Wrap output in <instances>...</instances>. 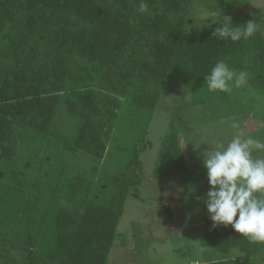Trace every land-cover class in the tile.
I'll return each instance as SVG.
<instances>
[{
    "label": "trees",
    "instance_id": "1",
    "mask_svg": "<svg viewBox=\"0 0 264 264\" xmlns=\"http://www.w3.org/2000/svg\"><path fill=\"white\" fill-rule=\"evenodd\" d=\"M191 2L147 0L148 12L140 14L139 0H0V157L15 151L23 132L49 135L64 112L80 119L69 149L102 159L126 104L152 111L165 89L189 94L181 107L227 98L228 93H209L204 79L221 59L237 72L246 71L247 82L264 93V30L248 40H222L214 34L219 19L182 32ZM252 19L264 21V11L231 23L242 26ZM145 147L143 141L134 145L129 171L108 202L87 199L72 215L31 220V230L20 232L18 242L0 232V261L108 264L122 198L127 186L139 183V152ZM187 170L171 121L152 177L161 180ZM204 191L203 198L208 184ZM162 210L171 216L168 205ZM201 233L215 252L228 256L200 264H264L252 261L264 244L250 243L231 226L220 230L207 221Z\"/></svg>",
    "mask_w": 264,
    "mask_h": 264
},
{
    "label": "rangeland",
    "instance_id": "2",
    "mask_svg": "<svg viewBox=\"0 0 264 264\" xmlns=\"http://www.w3.org/2000/svg\"><path fill=\"white\" fill-rule=\"evenodd\" d=\"M256 11H264V0H192L190 21L181 30L204 28L219 20L220 14L224 20H232ZM187 95L179 89H165L152 111L124 105L102 159L69 149L79 126L77 116L62 112L49 135L28 137L31 132H23L15 151L0 157V232L18 242L20 232L31 230V220L51 222L59 212L72 215L87 199L108 202L129 171L134 145L143 141L146 147L139 152V183L127 186L122 198L108 264H191L197 256L200 263L227 257L215 252L201 233L205 222L212 223L202 205L208 184L203 153L211 151V145L231 139L233 130L227 125L233 119L247 135L264 139V93L247 82L225 99L181 107V102L189 100ZM171 121L188 170L155 180L152 171ZM253 155L264 157V152ZM163 205L169 206L171 216L162 210ZM10 251L17 257L14 248ZM252 261L264 262V251Z\"/></svg>",
    "mask_w": 264,
    "mask_h": 264
},
{
    "label": "clouds",
    "instance_id": "3",
    "mask_svg": "<svg viewBox=\"0 0 264 264\" xmlns=\"http://www.w3.org/2000/svg\"><path fill=\"white\" fill-rule=\"evenodd\" d=\"M137 12H148L147 0H139ZM226 18L227 22H221L220 14L214 32L222 40H248L264 30V21L252 19L234 26ZM204 79L209 93H231L247 83L248 73L237 72L221 59ZM227 126L233 130L231 139L226 144L211 145L212 150L203 153L202 164L209 184L203 203L213 228L230 225L250 243L264 244V157L253 155L264 152V139L247 135L236 119ZM191 264H200L199 257Z\"/></svg>",
    "mask_w": 264,
    "mask_h": 264
}]
</instances>
